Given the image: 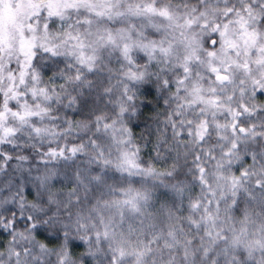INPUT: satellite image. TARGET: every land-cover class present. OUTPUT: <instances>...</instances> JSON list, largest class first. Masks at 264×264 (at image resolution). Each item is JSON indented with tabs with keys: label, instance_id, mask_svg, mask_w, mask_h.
I'll list each match as a JSON object with an SVG mask.
<instances>
[{
	"label": "snow or ice",
	"instance_id": "6c2138e0",
	"mask_svg": "<svg viewBox=\"0 0 264 264\" xmlns=\"http://www.w3.org/2000/svg\"><path fill=\"white\" fill-rule=\"evenodd\" d=\"M0 264H264V0H0Z\"/></svg>",
	"mask_w": 264,
	"mask_h": 264
}]
</instances>
